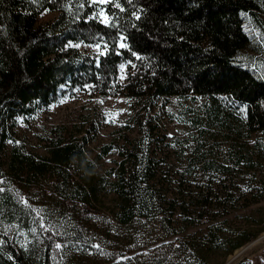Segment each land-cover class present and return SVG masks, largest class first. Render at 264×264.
Returning a JSON list of instances; mask_svg holds the SVG:
<instances>
[{
    "label": "trees",
    "instance_id": "obj_1",
    "mask_svg": "<svg viewBox=\"0 0 264 264\" xmlns=\"http://www.w3.org/2000/svg\"><path fill=\"white\" fill-rule=\"evenodd\" d=\"M45 11L57 15L37 25ZM122 63L136 70L130 95L205 97L210 122L264 139V0H0V150L11 122L55 101L62 85L115 94ZM139 129L138 139L125 137L129 146L101 149L118 155L112 219L96 205L103 184L85 137L54 127L43 156L13 142L0 159V264H217L215 253L226 257L259 234L224 236L236 204L223 189L229 167L220 171L201 155L206 147H195L199 177L171 194V181L156 174L150 128ZM231 159L260 161L236 150Z\"/></svg>",
    "mask_w": 264,
    "mask_h": 264
},
{
    "label": "rangeland",
    "instance_id": "obj_2",
    "mask_svg": "<svg viewBox=\"0 0 264 264\" xmlns=\"http://www.w3.org/2000/svg\"><path fill=\"white\" fill-rule=\"evenodd\" d=\"M91 1L98 6L106 4L99 0ZM56 15L45 11L37 18V25L54 19ZM97 16L102 22H108L103 10ZM121 43L126 47L122 39ZM79 48L92 53L99 51L88 45H79ZM118 71L115 94L101 96L90 87L70 89L62 85L55 101L37 108L30 116L14 119L8 131L11 139L0 150L2 162L8 161L13 142L24 145L34 155H46L42 138L48 136L54 127H62L66 138L85 137L86 153L95 165L99 182L103 184L96 205L112 219L115 200L108 182L113 178L118 155L115 151L101 155V149L112 142L129 146L125 137L133 140L141 137L139 122H145L152 135L150 147L153 154L161 158L157 177L165 174V178L171 181L169 193L175 194L178 182H195L199 177L194 160L200 156L193 154L195 147H206L201 155L214 161L220 171L224 167L231 169L230 175L222 176L223 189L232 191L236 204L223 223L224 236L233 237L239 231H259V234L226 257L220 250L212 256V261L237 264L246 260L250 264H264V197H261L264 192V139L260 138L261 135L238 132L235 128L210 122L204 113L205 97L194 102L174 96L152 100L136 98L126 88L130 73L136 71L134 64L122 63ZM234 150L251 155L253 159L259 157L260 161L256 166L247 161L234 164L231 159Z\"/></svg>",
    "mask_w": 264,
    "mask_h": 264
},
{
    "label": "snow or ice",
    "instance_id": "obj_3",
    "mask_svg": "<svg viewBox=\"0 0 264 264\" xmlns=\"http://www.w3.org/2000/svg\"><path fill=\"white\" fill-rule=\"evenodd\" d=\"M99 2H100V3H107L108 0H99ZM117 6H118V5H117ZM121 10H123V9H121ZM137 18H139V17H137ZM121 39H123V38L121 37ZM120 46H121V47H124L125 45H124L123 43H121ZM95 47H101V46H100V45H95ZM104 47H106V45H104ZM134 55H135V53H134ZM58 247H59V245H58Z\"/></svg>",
    "mask_w": 264,
    "mask_h": 264
},
{
    "label": "bare ground",
    "instance_id": "obj_4",
    "mask_svg": "<svg viewBox=\"0 0 264 264\" xmlns=\"http://www.w3.org/2000/svg\"><path fill=\"white\" fill-rule=\"evenodd\" d=\"M240 251H241V250H240ZM243 251H245V249H243ZM243 251H242V252H243Z\"/></svg>",
    "mask_w": 264,
    "mask_h": 264
}]
</instances>
